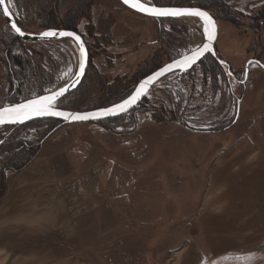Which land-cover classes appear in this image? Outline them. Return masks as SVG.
<instances>
[{
	"label": "rangeland",
	"instance_id": "1",
	"mask_svg": "<svg viewBox=\"0 0 264 264\" xmlns=\"http://www.w3.org/2000/svg\"><path fill=\"white\" fill-rule=\"evenodd\" d=\"M144 1L160 6L187 3ZM221 1L227 13L224 18L216 15V53L232 75L219 63L215 70L198 63L157 82L119 119L64 124L55 130L56 123L48 119L0 127V168L7 167L6 172L14 158L26 163L14 172L19 173L36 157L61 154L68 158L70 171L83 172L87 166L89 174L99 177L103 207H90L81 231H69L72 235L65 237L56 233L62 242L58 254L80 257L87 264H184L181 254H200L192 243V219L203 209L214 159L250 132L264 110V69L250 63L248 78L241 82L248 59L264 64L263 26L258 34L248 27V10L264 5V0ZM229 6L240 10L239 19ZM10 10L26 31L61 28L68 21L84 35L89 67L79 86L57 104L73 110L119 101L143 76L194 49L205 37L198 19L158 24L119 0H14ZM78 64L79 52L71 40H21L0 14V106L61 86ZM238 99V119L223 129L232 122ZM97 184L90 182L94 190Z\"/></svg>",
	"mask_w": 264,
	"mask_h": 264
},
{
	"label": "crops",
	"instance_id": "2",
	"mask_svg": "<svg viewBox=\"0 0 264 264\" xmlns=\"http://www.w3.org/2000/svg\"><path fill=\"white\" fill-rule=\"evenodd\" d=\"M68 164L61 154L36 157L8 175L0 196V264H87L58 254L56 235L81 231L90 207H103L104 196L87 166L74 173ZM90 182H98L96 190ZM202 199L203 209L192 219V243L200 254H181L184 264H264V110L250 132L215 157Z\"/></svg>",
	"mask_w": 264,
	"mask_h": 264
},
{
	"label": "snow or ice",
	"instance_id": "3",
	"mask_svg": "<svg viewBox=\"0 0 264 264\" xmlns=\"http://www.w3.org/2000/svg\"><path fill=\"white\" fill-rule=\"evenodd\" d=\"M14 0H0V8H2L3 15L5 17H12V12L10 11ZM125 4L129 7L151 15L155 17L161 16H171V17H196L203 24V34L209 42L215 38V22L213 18L205 11L196 8H160L155 6H150V3L142 2V0H123ZM12 30L19 36H25V32L22 31L21 27L13 21L11 24ZM70 37L79 44L80 49V71L77 75L83 73L85 68V49L80 36L74 34L73 32H55V31H45L39 34L40 39L54 38V37ZM210 51V43L203 44V47L196 48L192 50L190 55L184 56L180 60H176L173 63L167 64L165 67L161 68L153 76L148 77L143 81L136 89L133 95L128 99L124 100L123 103L116 104L111 108L102 110L99 113H67L56 110V104L59 97L63 96L67 91V87H60L58 90L49 89L48 95L37 96L31 100H27L20 104H13L10 106L0 107V125L11 124V123H22L25 120L31 118L32 116H60L65 120L71 121H85L90 118H97L99 116H107L114 114L116 112H123L129 106L135 104L141 95L145 94L148 86L152 84L160 76H163L166 72L171 71L174 67L184 69L186 67H191L198 59H200L205 52ZM264 67V65H261ZM230 74V73H229Z\"/></svg>",
	"mask_w": 264,
	"mask_h": 264
},
{
	"label": "water",
	"instance_id": "4",
	"mask_svg": "<svg viewBox=\"0 0 264 264\" xmlns=\"http://www.w3.org/2000/svg\"><path fill=\"white\" fill-rule=\"evenodd\" d=\"M119 1H120L125 7H127L128 9H130V10H132V11H135V12L140 13V14H142V15L149 16V17L156 18V19H158V18H190V17H187V16H182V17H171V16L155 17V16H151V15H148V14H145V13H142V12H139V11H137V10H135V9H133V8H131V7H129L127 4H125V3L123 2V0H119ZM142 2L150 3V2H146V1H144V0H142ZM150 6H155V7H160V8H196V9H200V10H202V11L207 12V13L213 18V20H214V22H215V38H214L211 42H209V41L207 40V38L204 37L202 43H201L198 47H196V48L203 47V44H205V43H210V51L205 52L204 55H203L200 59H198V60H197V61H196L191 67H186V68H184V69H181V68H178V67H174L171 71H168V72H166L163 76H160L158 79H156L152 84H150V85L148 86V89H147L146 93L143 94V95H141L140 98L137 100V102H136L135 104L129 106V107H128L125 111H123V112H116V113H114V114H110V115H107V116H99V117H97V118H90V119L85 120V121H71V120H65L63 117H60V116H47V115H45V116H32L31 118L25 120V121L22 122V123L2 124V125H0V127H1V126H19V125H23V124H26V123H28V122H31V121H34V120H37V119H55V120H59V121H60V123L54 128V130H55V129H57L58 127H60L61 125H64V124H72V123H80V122H91V121H98V120H104V119H109V118L118 117V116H120V115H123V114L129 112V111L132 110L134 107H136V106H137V105L143 100V98L148 94V92L152 89V87H153L157 82H159L160 80H162L163 78H165L166 76H168V75H170V74H173V73H179V74H181V73H185V72L189 71L193 66H195V65H196L201 59H203V58H204L206 55H208V54H210V55H212V56H214V57H217V54H216V43H217V36H218V34H219V23H218L217 18H216L214 15H212L208 10H206V9L200 7V6H195V5H181V6H171V5L169 6V5H167V6H160V5H155V4H153V3H150ZM10 11H11V10H10ZM11 12H12V11H11ZM0 14H1L3 20L5 21V23L10 27L11 30H12V28H11V24H12L13 21H15V22L18 24V22H17L15 16L13 15V13H12V17H11V18H9V17H5V16L3 15L2 8H0ZM193 18H196V17H193ZM197 19H198V18H197ZM198 20H199V19H198ZM201 23H202V22H201ZM18 26H20V25L18 24ZM20 27H21V26H20ZM21 29H22V31H24L25 34H26V35L23 36V37H21V36H19L18 34H16L13 30H12V31L16 34V36H17L18 38H20V39H22V40H25V41H43V40L71 39V40L77 45V49H78V52H79V64H78V66H77V69H76L75 73L73 74V76H72L67 82H65V83L62 84L61 86H59V87L53 89V90H58L60 87H67V91L65 92V94H64L63 96H61V97L58 98V100H57V104H58V102H59L62 98H64L68 93L72 92L73 90H75V89L79 86V84L81 83V81L83 80V78H84V76H85V74H86V70H87V67H88V57H89V56H88V50H87L86 44H85L84 40L82 39V37H81L78 33H76V32L73 31V30H70V29H64V28H47V29H43L42 31H38V32H30V31H26V30H24L22 27H21ZM45 31H55V32H57V33H59V32H73L74 34L80 36L81 41L83 42V45H84L85 53H86L85 58H84V59H85V68H84L83 73H81L80 75H77V73H79V71H80L79 66H80V60H81L79 44H78L75 40H73L72 38H70V37H59V36H57V37H54V38L40 39V38H39V34L42 33V32H45ZM196 48H194V49H196ZM194 49H192V50H194ZM192 50H190V51H188V52H186V53H183V54L179 55L178 57L173 58V59L167 61L166 63L162 64L161 66H159V67H157L156 69H154L153 71H151L149 74L143 76L141 79H139V80L137 81V83L133 86L131 92H130L127 96H125L124 98H122L121 100H119V101H117V102H115V103H113V104H110V105H107V106H104V107L93 108V109H89V110H73V109H66V108L58 107V105L56 104V110H57V111H62V112H67V113H73V114H75V113H79V114H85V113H99V112H101V111L104 110V109L111 108V107H113V106L116 105V104L123 103L124 100L128 99L131 95L134 94V92L136 91L137 87H138L143 81H145L148 77L153 76L156 72H158L161 68L165 67L167 64L173 63V62L176 61V60H180V59L183 58L184 56L190 55L191 52H192ZM217 59H218V61H219L220 64L228 65V64L226 63V61H224V60H222V59H219V58H217ZM252 62H257L260 66H261V65H264V64H262L260 61H258V60H256V59H248V60L246 61V63H245V66H244V78H243V80H241L242 83H244V82L246 81V79L248 78L249 65H250V63H252ZM261 68L264 69V67H262V66H261ZM228 72L231 74L229 67H228ZM231 75H232V74H231ZM48 94H49V92H46V93H43V94L38 95V96H43V95H48ZM35 97H37V96H35ZM33 98H34V97H32V98H28V99H25V100H22V101H19V102H14V103H10V104H4V105H2V106H0V107L10 106V105H13V104H20V103H23V102H25V101H27V100H31V99H33ZM240 102H241V99H238L237 102H236V109H235V114H234V118H233L232 122H231L229 125L225 126L223 129H227V128L231 127L232 125H234V124L236 123V121H237V119H238V116H239V113H240Z\"/></svg>",
	"mask_w": 264,
	"mask_h": 264
},
{
	"label": "flooded vegetation",
	"instance_id": "5",
	"mask_svg": "<svg viewBox=\"0 0 264 264\" xmlns=\"http://www.w3.org/2000/svg\"><path fill=\"white\" fill-rule=\"evenodd\" d=\"M120 2V1H119ZM186 4H182V5H195V6H200V7H202V8H204V9H206V10H208L212 15H214L215 17H216V15H219V16H223V18H224V13H227V10H224V8L221 6V5H224V2L223 1H221V0H186ZM151 3V2H150ZM153 4H155V5H158V4H156V3H153ZM171 6H181V4H174V5H171ZM127 8V7H126ZM229 8V11L232 13H234L235 14V18H237V19H239V17H240V10H238L237 9V7H232V6H229L228 7ZM263 9H264V5L262 4L261 6H256V8H250L248 11H251V13H250V15L248 16V19H249V28L253 31V32H256L257 34L259 33V32H261L260 30H259V28H260V26L262 25L263 26V33H264V21L261 23V20L263 19V13H264V11H263ZM130 10V9H129ZM255 11V13H253ZM135 12V11H134ZM138 14H140V13H138ZM228 15H230V14H228ZM227 15V16H228ZM217 18V17H216ZM228 17H226V19H227ZM154 19H156V18H154ZM160 20H164V22H167V23H173L174 21L175 22H178V21H184V20H188V21H191V22H196L197 23V18H193V17H190V18H158V19H156V21L158 22V24H161V23H159L160 22ZM217 20H218V18H217ZM227 20H229V19H227ZM230 21V20H229ZM19 24V23H18ZM199 24V23H198ZM62 27L61 28H64V29H70V30H73V31H75L76 33H78L81 37H82V39L84 40V42H85V44H86V47H87V50H88V56H89V54H90V48H89V45H88V43H86V40L84 39L85 37H84V35L78 30V29H76L75 28V26L71 23V22H68V21H65V22H63L62 23ZM198 27H199V25H198ZM10 28V27H9ZM47 29V28H46ZM202 32V30H201V28L199 29V31H198V33H201ZM22 40V39H21ZM68 40H71V39H68ZM43 41H50V40H43ZM72 41V40H71ZM73 42V41H72ZM74 43V42H73ZM75 44V43H74ZM199 44V43H198ZM196 45V47H198L199 45ZM76 45V44H75ZM77 46V45H76ZM195 47V48H196ZM217 54V53H216ZM212 57H214V56H212ZM176 58V57H175ZM216 60H217V62L219 63V61H218V59L217 58H219V59H221L219 56H218V54H217V57H214ZM89 59H90V56L88 57V67H89ZM223 60V59H222ZM256 60H258V59H256ZM259 61V60H258ZM200 62V61H199ZM198 62V63H199ZM197 63V64H198ZM252 63H256L257 65H259L257 62H252ZM196 64V65H197ZM220 64V63H219ZM195 65V66H196ZM222 67H224V68H226V70H228V65H224V64H220ZM260 66V65H259ZM87 67V68H88ZM194 67V66H193ZM192 67V68H193ZM261 67V66H260ZM191 68V69H192ZM190 69V70H191ZM189 70V71H190ZM188 72V71H187ZM226 72H228V71H226ZM186 73V72H185ZM177 75H181V74H183V73H181V74H179V73H176ZM227 75H228V73H227ZM72 77V76H71ZM70 77V78H71ZM233 77V76H232ZM69 78V79H70ZM234 78V77H233ZM68 79V80H69ZM229 79V83H228V86H229V88L230 89H232V86H231V82H230V78H228ZM235 79V78H234ZM82 82V81H81ZM132 90V89H131ZM131 90L129 91V93L131 92Z\"/></svg>",
	"mask_w": 264,
	"mask_h": 264
},
{
	"label": "trees",
	"instance_id": "6",
	"mask_svg": "<svg viewBox=\"0 0 264 264\" xmlns=\"http://www.w3.org/2000/svg\"><path fill=\"white\" fill-rule=\"evenodd\" d=\"M263 11H264V9H263ZM199 63H201L203 65H206L208 68H213L214 70H215V68H218V66H219L217 60L214 57H212V55H210V54L206 55L203 59H201ZM70 93H68V94H70ZM128 94H129V92L126 95H124L122 98H124ZM98 107H94V108H98ZM61 108H66L67 109V107H61ZM91 109H93V108H91ZM85 110H89V109H85ZM120 117H122V115H120L118 117L110 118V119L111 120L112 119L115 120V119H119ZM110 119H108V120H110ZM48 120L56 123L55 126L52 128V130L60 123L59 120H55V119H48ZM16 127H18V126H1V128H16ZM10 164H11V165H9L10 172L9 171L6 172V169H8L7 167H5V168L4 167L3 168L1 167L0 168V196L6 190V184H7L8 175L11 174V173L17 172L19 169H21L22 167H24L26 163L20 162V161L16 160V158H14V159H12V161H11Z\"/></svg>",
	"mask_w": 264,
	"mask_h": 264
},
{
	"label": "bare ground",
	"instance_id": "7",
	"mask_svg": "<svg viewBox=\"0 0 264 264\" xmlns=\"http://www.w3.org/2000/svg\"><path fill=\"white\" fill-rule=\"evenodd\" d=\"M149 17V16H148ZM201 23V22H200Z\"/></svg>",
	"mask_w": 264,
	"mask_h": 264
}]
</instances>
